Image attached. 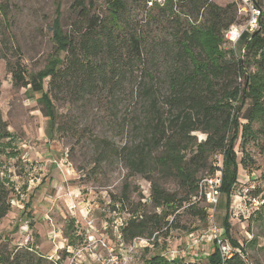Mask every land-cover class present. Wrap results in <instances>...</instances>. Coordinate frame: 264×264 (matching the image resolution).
Returning <instances> with one entry per match:
<instances>
[{"label": "trees", "instance_id": "1", "mask_svg": "<svg viewBox=\"0 0 264 264\" xmlns=\"http://www.w3.org/2000/svg\"><path fill=\"white\" fill-rule=\"evenodd\" d=\"M152 2L104 0L102 12L96 0H76L75 20L69 32L63 30L58 11L53 42L56 53L63 57L55 55L37 73L28 72L20 50L13 47L9 6L0 2L4 32L1 58L14 86L40 94L46 116L55 120L52 97L64 92H70L76 104L104 106L106 118L123 140L117 143L95 137L91 173L101 172L105 163L117 160L131 175H141L150 182L148 198L142 194L139 200L132 199L127 184L120 196L110 197L123 212L133 216L122 231L125 238L131 239L151 238L155 233L169 238L179 228L178 216L169 209L176 203L182 206L185 201L198 199L200 182L219 168L212 162L217 156L222 157L221 195L230 197L238 182L237 141L241 137L244 143L250 135V125L241 127V112L247 100L253 107L245 119L251 121L253 115L257 116L264 127V7L259 28L243 34L242 38L247 35L248 40L243 57H238L233 49L226 48L225 39L226 31L243 20L236 3ZM12 48L15 61L9 55ZM57 129L67 130L63 125ZM197 133L205 139L199 141ZM13 137L0 111V155L6 153ZM157 172L179 181L189 198H178L154 181ZM204 173L209 176L200 177ZM12 190L0 171V222L11 211ZM30 206L31 202L25 208ZM196 206L193 202L194 213L207 217ZM223 239L233 250L230 256L223 257L213 242L205 264H254L249 261L246 244L230 236ZM8 243L0 237V264H54L30 246ZM145 259L140 264H179L163 256ZM186 264L203 262L197 259Z\"/></svg>", "mask_w": 264, "mask_h": 264}, {"label": "rangeland", "instance_id": "2", "mask_svg": "<svg viewBox=\"0 0 264 264\" xmlns=\"http://www.w3.org/2000/svg\"><path fill=\"white\" fill-rule=\"evenodd\" d=\"M75 1L0 0L9 6L13 47L20 50L22 64L29 73L44 70L55 55L63 57L62 53H56L57 48L53 42V24L59 11L63 30L70 31L76 15L73 8ZM86 1L89 3V0ZM213 1L220 6L235 3V0ZM96 3L100 11H105L104 0H96ZM152 14L156 15V12ZM239 15L243 18L241 24H244L245 16ZM3 33V24L0 23V111L2 117L7 122L9 131L17 139L15 148L21 147L22 160L24 161L26 156L29 158V156L35 157L36 153L42 154L47 159V165L52 169L61 168L62 179L53 177L50 181L48 176L43 178L42 174L45 172L40 171V162H34L31 172L23 170L24 175H21L22 162L20 164L13 159L7 154L8 151L1 154V176L3 179L10 176L15 187L13 186L14 190L11 194V211L0 222V237L3 242L9 240V246L21 244L33 247L35 245L30 237L32 232L20 215L28 199L24 196L27 193L23 194L24 183L36 177L37 174H41L37 176L38 180L31 185L36 183L37 190L40 187L43 189L40 198L47 206L46 213L42 207L40 208L41 214L36 224L41 237L47 241L42 244L43 254L48 252L50 255H55L56 249L64 246V234L55 233L57 231H54V227L49 223V215L45 216L50 208L62 213L63 219L74 220L78 229L84 228L86 220L94 219L96 226L103 229L105 227L111 231L116 244H119L116 239L119 237L120 246L123 250H127L132 239L125 238L122 229L133 216L123 212L110 197L120 196L127 184L130 187L132 199L139 200L142 194L148 198L150 182L141 175H131L126 166L117 160L105 163L101 172L91 173L94 168L92 163L95 155L93 144L95 137L108 138L120 143L123 136L106 118L104 106L101 107L99 103L79 102L76 104L70 92H64L57 98L52 97L57 118L55 120L47 117L44 106L39 101L40 94L34 93L30 88L14 86L12 76L7 71L6 62L1 58ZM247 40L248 36L245 35L235 47L226 43V48L233 49L240 57ZM13 53L12 48L9 55L10 59L15 61ZM48 88L49 80L45 83V89L48 90ZM252 107L251 101L247 100L241 112V127L250 125L251 128L250 135L245 139L246 142L243 143L241 137L237 141L238 182L231 191L230 197L228 194L221 195L213 219L209 217V205L206 201L199 202L196 199L185 201L182 206L178 203L172 205L169 213L174 212V215L178 216L179 228L173 230L167 239L162 235H157L153 242L140 245L136 250L135 263L140 264L152 255L163 256L168 261L177 257L173 261L179 264H186L197 257L205 264L204 253L209 252L213 245V237L209 229L215 225L219 228V234L223 238L230 236L231 239L247 245L246 252L251 263L264 264V206L260 208L254 206L249 202L251 197H246L245 192L249 188L251 195H257L261 197V200L264 199V127L263 123L257 120V116L253 115L251 121L245 119L251 114ZM58 125L65 126L67 130L63 132L58 130ZM197 137L199 141L205 139L201 133H197ZM25 141L27 149H23L21 145ZM212 162L219 166L222 157L217 156ZM206 174H201L200 177L209 176ZM153 180L169 192L178 195V198H189L187 189L174 177L165 176L164 172H157ZM41 188L40 191H42ZM193 202H197V210L207 213V217L194 213ZM149 210L152 209L149 208ZM104 218H108V224ZM17 224L20 226L16 230L15 225ZM111 226H117L118 230H113ZM64 232L69 234L67 229ZM175 254L176 256H173Z\"/></svg>", "mask_w": 264, "mask_h": 264}, {"label": "built area", "instance_id": "3", "mask_svg": "<svg viewBox=\"0 0 264 264\" xmlns=\"http://www.w3.org/2000/svg\"><path fill=\"white\" fill-rule=\"evenodd\" d=\"M154 2L161 4L163 0H155L152 3ZM152 3L150 4L152 5ZM235 3L240 14L245 16V23L232 26L226 31L225 39L232 47L236 46L243 34H252L259 28L264 0H235ZM218 167L214 175L203 179L199 185L198 201L203 200L208 203L209 217L212 219L221 197L222 163ZM245 192L246 197H248L250 194L249 188ZM249 202L258 208L264 206V199L261 200V197H251ZM104 220L108 224V218H104ZM111 227L114 228L113 230H118L117 226ZM76 231L81 235L80 239L75 243L62 246L60 249L57 248L55 255L46 257V259L54 264H137L135 263V256L138 247L153 242L158 235V233H155L151 238L135 237L128 245L127 250H123L120 246L119 237L116 238L119 244L114 241L110 242L106 235H110L111 231H108L105 227L103 229L96 226L94 219L86 220L84 228L78 229L76 227ZM209 233L213 237V242H216L219 246L223 257H229L233 250L229 242L220 236L219 228L212 225ZM173 256H176V254Z\"/></svg>", "mask_w": 264, "mask_h": 264}, {"label": "crops", "instance_id": "4", "mask_svg": "<svg viewBox=\"0 0 264 264\" xmlns=\"http://www.w3.org/2000/svg\"><path fill=\"white\" fill-rule=\"evenodd\" d=\"M15 140H17V139L15 137H13L12 141L7 146L6 152L8 151L7 152L8 155H10V153H17L16 156H12V155H10V156H12L13 159H16L20 164L22 162V166L23 167L22 166L20 167V170H21L20 174L21 175H24L23 174L24 173L23 170L27 171V172H29V171L31 172L32 167L35 164L34 162H40L41 164H40V168L39 169H40V171H44L45 172V173L42 174L43 178L45 176L46 177L48 176V178H50L48 180H50V181H51V179L53 180V177H57L59 179H62L61 168L59 167L60 170H59L58 167H57L58 170L56 169V167H54L52 169L51 166L47 165V159H45L42 154L36 153L35 157H30L29 156V158L26 156V159L23 161L22 160L23 155H22L21 149H20L21 147L20 148L19 147L15 148V146H17L16 143H15L16 142ZM21 145H22L23 149H27L26 141L24 143H22ZM25 153H27V152H25ZM26 155H28V154H26ZM36 156H38V157H36ZM46 166H48V167H46ZM27 168H29V169L27 170ZM35 170H37V169L35 168ZM38 175L41 176V174H37V176ZM37 176L36 177H32L30 179V181L24 183L25 186L23 187V194L27 193L24 196L28 197V199H27L26 203L24 204V206H26L30 202H31V206H30V208H27V209L24 207V210L21 212L20 216H21V218L23 220L25 219V222H27V224H28V226H27L28 229H30L31 230L30 232H32L30 237L32 238V243L35 244V245L33 247H31V248H33L39 255H41V256L46 258V257H49V256H53V254L50 255V254H48V252H45L47 254L46 255V254L42 253V251H43L42 249L44 248V246H42V244L43 243H47V241H46V239L41 237V234H40L39 230L36 228V224L38 223L37 218L41 214L40 208L42 207L44 210L47 208V206L44 205L42 198H40L41 194H43L42 193L43 189L40 187L42 189V191H40V188L38 189L39 190L38 191L37 187H36L37 185H35L36 183H34V185H31V183L33 184V182L38 180ZM6 180L10 181L12 188H13V186L15 187V184H12V183H14V181H13V179L10 178V176L6 177ZM20 206H22V205H20ZM45 213H46V210H45ZM27 215L29 217H27ZM47 215H49V223L54 227V231H57L55 233L59 234L60 232H62L64 234V244H63L64 246H66L68 244L75 243L78 239L81 238V235L78 234L77 231H76V226H75L74 220H72L70 218L63 219L64 218L63 214L60 213L59 211H57L54 208L53 209L50 208L47 211V214H45V216H47ZM19 226L20 225H18V224L15 225V229H19ZM21 226H23V225H21ZM66 229H67V231H69V234L64 232V230H66ZM106 237L108 238V240L110 242L114 241V239H113L111 234L110 235L109 234L106 235ZM20 246H26V245H21L20 244ZM210 251L207 252L206 254L204 253L205 259L209 255ZM176 258H174V259H176ZM197 259H199V258L195 257L193 260H190L189 262L196 261Z\"/></svg>", "mask_w": 264, "mask_h": 264}, {"label": "water", "instance_id": "5", "mask_svg": "<svg viewBox=\"0 0 264 264\" xmlns=\"http://www.w3.org/2000/svg\"><path fill=\"white\" fill-rule=\"evenodd\" d=\"M244 49H245V46H244ZM244 49H243V51H242V55H241V57H243V55H244Z\"/></svg>", "mask_w": 264, "mask_h": 264}]
</instances>
